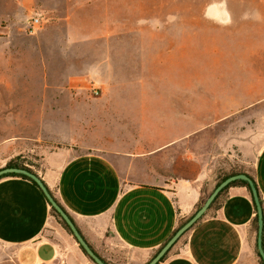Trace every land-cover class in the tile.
I'll return each instance as SVG.
<instances>
[{
	"label": "rangeland",
	"instance_id": "374dc122",
	"mask_svg": "<svg viewBox=\"0 0 264 264\" xmlns=\"http://www.w3.org/2000/svg\"><path fill=\"white\" fill-rule=\"evenodd\" d=\"M18 1L0 0V129L9 128L0 130V141L7 135L30 137L32 146L71 143L64 131H37L49 120L59 130L68 124L82 140L99 126L124 140L139 138L141 117L114 113L134 107L129 103L149 107L150 100L117 99L116 93L146 92L157 102L151 110L171 123L182 122L185 108L186 128H196L186 132V159L199 158L210 169L212 156L223 151L217 183L252 172L238 162L232 142L247 136L264 144V102L212 131V96L221 95L212 89L222 88L226 71L239 72L242 60L264 55V0ZM34 18L39 24L31 33ZM196 109L199 116H193ZM101 110L105 115L97 116ZM18 123H29V130H14ZM16 158L33 172L41 169L36 152ZM248 264H261L259 256Z\"/></svg>",
	"mask_w": 264,
	"mask_h": 264
},
{
	"label": "crops",
	"instance_id": "0c3cea01",
	"mask_svg": "<svg viewBox=\"0 0 264 264\" xmlns=\"http://www.w3.org/2000/svg\"><path fill=\"white\" fill-rule=\"evenodd\" d=\"M8 2L13 4L14 0ZM7 29L12 33L14 28L10 25ZM240 63V73L226 71L220 78L223 82H219L222 88L212 89V93H221L212 96V131L222 130L221 126H228L235 116L248 115L264 102V55ZM216 80L214 77L212 83ZM235 85H241L239 90L227 93ZM116 94L117 99L150 100L149 107L147 103H139L140 107L129 103L135 108L114 113L140 116L139 138L124 140L119 131L112 133L98 125L100 129L88 130L89 135L82 140L70 133L68 124L59 130L49 120L48 127L42 125L37 131H64L63 137L72 142L52 147L38 142L32 146L30 137L3 136L0 170L12 159L36 152L41 157V169L35 170L36 174L93 251L110 264H147L180 224L194 215L202 198L215 190V172L224 153L212 156L211 170L199 158L186 159V132L196 128H186L185 108L182 122L176 119L171 123L151 110L157 103L153 93ZM192 113L199 116L200 112L196 109ZM96 115L103 116L105 111ZM98 121L103 123L104 118ZM28 127L29 123H18L14 130L25 132ZM0 130L7 133L9 128ZM36 140L41 141V137ZM232 144L239 150L238 162L251 169L247 173L254 177L264 202V144L247 136ZM255 217L250 191L232 186L221 206L195 224L161 264H248L258 256ZM0 264L90 263L52 215L41 189L29 180L5 177L0 179Z\"/></svg>",
	"mask_w": 264,
	"mask_h": 264
},
{
	"label": "water",
	"instance_id": "95a60500",
	"mask_svg": "<svg viewBox=\"0 0 264 264\" xmlns=\"http://www.w3.org/2000/svg\"><path fill=\"white\" fill-rule=\"evenodd\" d=\"M7 174H18L24 175L34 181L37 186L41 189L45 197L47 198L49 204L56 213L61 217V219L67 224L71 233L73 234L76 242L81 246L85 253L95 264H106L88 245L85 239L82 237L74 222L70 216L63 210V208L57 203L54 199L47 186L43 180L34 172H31L23 168H10L5 167L0 170V177ZM245 181L250 185L253 199L257 208V220H258V230H257V247L260 258L264 264V247H263V230H264V210L260 201V196L258 189L256 188L254 182L246 175L239 174L231 176L219 184L215 190L209 195L204 204L192 215V217L181 227L179 228L173 237L162 247V249L157 253V255L147 264H158L165 257V255L173 248V246L182 238V236L187 233L195 224H197L208 212L209 208L213 204L214 200L220 194V192L228 187L231 183L235 181Z\"/></svg>",
	"mask_w": 264,
	"mask_h": 264
},
{
	"label": "trees",
	"instance_id": "16d2710c",
	"mask_svg": "<svg viewBox=\"0 0 264 264\" xmlns=\"http://www.w3.org/2000/svg\"><path fill=\"white\" fill-rule=\"evenodd\" d=\"M19 158H14V159H12L8 164H7V166L6 167H10V168H23V169H27V170H29V171H31V172H33L28 166H26L25 164H23V163H21V162H19ZM35 173V172H34ZM239 174H246L253 182H254V184H255V186H256V188H257V185H256V182H255V179H254V177L250 174V173H247V172H234V173H231L230 175H228V176H225V177H223L221 180H219V182L217 183V186L219 185V184H221L223 181H225L227 178H229V177H231V176H235V175H239ZM5 177H19V178H23V179H26V180H29V181H31L34 185H36L37 186V184L34 182V181H32L30 178H28V177H26V176H24V175H18V174H7V175H3V176H1L0 177V179H2V178H5ZM232 186H243V187H246L249 191H250V193H251V196H252V198H253V195H252V191H251V188H250V185L247 183V182H245V181H241V180H239V181H235V182H233V183H231L228 187H226L225 189H223L221 192H220V194L217 196V198L214 200V202H213V204L211 205V207L209 208V210H208V212L205 214V216L208 214V213H212L213 211H215V210H217L220 206H221V204H222V202H223V200H224V198L226 197V191L230 188V187H232ZM258 189V188H257ZM258 193H259V191H258ZM53 196V195H52ZM259 196H260V193H259ZM209 197V195H205L203 198H202V200H201V202H200V204H199V206H198V209L204 204V202L206 201V199ZM55 199V198H54ZM56 200V199H55ZM57 201V200H56ZM253 201H254V199H253ZM260 201H261V204H262V206H263V208H264V202H263V200H262V198H261V196H260ZM57 203L61 206V204L57 201ZM51 206V205H50ZM254 206H255V211H256V217H255V220H254V227H255V229L256 230H258V220H257V208H256V205H255V202H254ZM62 207V206H61ZM63 208V207H62ZM197 209V210H198ZM51 210H52V215H54L57 219H58V221L60 222V224L66 229V231L71 235V236H73V234L71 233V231H70V229H69V227L67 226V224L61 219V217L56 213V211H55V209H53L52 207H51ZM63 210L65 211V209L63 208ZM196 210V211H197ZM66 212V211H65ZM67 213V212H66ZM204 216V217H205ZM203 217V218H204ZM191 218V217H190ZM189 218V219H190ZM189 219H187L186 221H184V222H182L181 224H180V226H179V228H181ZM178 228V229H179ZM186 234V233H185ZM184 234V235H185ZM183 235V236H184ZM182 236V237H183ZM73 238H74V236H73ZM75 239V238H74ZM79 245V244H78ZM79 247L81 248V246L79 245ZM263 247H264V230H263ZM81 250L83 251V253L86 255V257L91 261V262H93L90 258H89V256L85 253V251L81 248ZM161 250V249H160ZM159 250V251H160ZM158 251V252H159ZM171 251V250H170ZM169 251V252H170ZM95 252V251H94ZM157 252V253H158ZM169 252L165 255V257L160 261V263H158V264H161L162 262H164V260L166 259V257L168 256V254H169ZM96 253V252H95ZM157 253L154 255V257L157 255ZM97 254V253H96ZM98 255V254H97ZM99 256V255H98ZM258 256H259V258H260V255H259V252H258ZM100 257V256H99ZM101 258V257H100ZM102 259V258H101ZM106 264H110V263H108L107 261H105L104 259H102ZM260 261H261V264H263V262H262V260H261V258H260ZM94 263V262H93ZM95 264V263H94Z\"/></svg>",
	"mask_w": 264,
	"mask_h": 264
},
{
	"label": "built area",
	"instance_id": "2783aa9c",
	"mask_svg": "<svg viewBox=\"0 0 264 264\" xmlns=\"http://www.w3.org/2000/svg\"><path fill=\"white\" fill-rule=\"evenodd\" d=\"M38 24H39V19L38 18H34L29 26H28V29L30 30L31 33L34 32V30L38 27Z\"/></svg>",
	"mask_w": 264,
	"mask_h": 264
}]
</instances>
